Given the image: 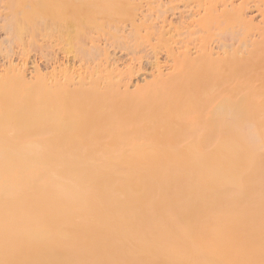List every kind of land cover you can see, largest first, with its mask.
<instances>
[{
  "label": "bare ground",
  "instance_id": "6f19581e",
  "mask_svg": "<svg viewBox=\"0 0 264 264\" xmlns=\"http://www.w3.org/2000/svg\"><path fill=\"white\" fill-rule=\"evenodd\" d=\"M165 2L168 72L0 76V264H264V0Z\"/></svg>",
  "mask_w": 264,
  "mask_h": 264
},
{
  "label": "rangeland",
  "instance_id": "374dc122",
  "mask_svg": "<svg viewBox=\"0 0 264 264\" xmlns=\"http://www.w3.org/2000/svg\"><path fill=\"white\" fill-rule=\"evenodd\" d=\"M159 1L157 2L158 4L156 3L159 6L156 7L153 6L155 5V3L153 5L149 4V6L145 0H0V71L2 72H0V76L2 77V75H4L3 77H5L8 75L7 77H11L10 72H6L10 71V66L12 68L13 65V67L17 66L18 70L20 69V72L22 71L21 69H24V74H27L28 77L31 74L34 77L36 76L33 75V70L35 68L40 69L41 74L43 71L44 74L42 75L44 76L46 74L48 76H51V74L55 75L58 74L57 72L60 73V71L64 72L66 68H68V70L73 72V74L75 75L97 72L95 76H99L100 73H105L103 72L105 70L109 72L105 73V75L109 76L110 73L114 74L113 71H116L114 75H118V70L120 69L122 74L125 71L131 74L130 75L129 73H124V76L128 77V75H130L128 77L130 79L128 83L129 85H135L136 83L141 84L144 80H150V76H152V74H155V72L158 73L160 67L162 69L161 71L168 72L169 68L172 66V61L169 60L171 62L168 63V59H166L167 49L165 50V48L168 47L167 43H169V45L175 49H178L180 47L178 46L179 38L176 37H178V33L181 32L180 25H183V20L185 21L187 19H177L178 16H175V14L172 13L173 11H175L176 13L178 11L177 9V11L169 10L164 15H157L156 12L159 13L160 10H163V8L164 10H166L169 7V4L165 2L167 0ZM66 3H68L67 5L69 6H66ZM71 4H74L75 6H73L76 12L75 14L73 13L74 10H72ZM162 4H164V6L160 7L162 6ZM165 5L167 6V8H165ZM150 7L151 9H148ZM158 7L162 9L159 10ZM181 7L182 5L180 6V8ZM81 8H83V12L81 11ZM154 9H156V11ZM141 11H143L144 13H147L148 11L150 12L147 13L149 15H151V12L154 11L155 13L152 12V14L154 13L153 15L156 14V16H160L156 17L157 19L154 16V18L157 20V22L155 20V24H158L160 26L165 25V29H163L162 31H168H165L164 33L161 31L159 33V31L161 30L160 27L156 25L155 28V24L152 25L151 21H153L154 23V18L152 20L150 19L149 22L151 24L147 22V20H149V16L148 18H145L147 20L146 22H143L142 25L137 24V29V26H131L130 24L133 23V20L135 21L140 18L139 14ZM245 11L246 12H244V14L246 15L247 19L253 18V23L259 22L258 20H260V15L255 10V8L252 7V5H250V8L248 7L247 9H245ZM135 14L139 16H136ZM73 15H76V17H74ZM73 17L74 19L76 18L75 22L74 20H71ZM152 17L150 16V18ZM228 19H230V21L232 22V24L231 22H229L231 24L230 32H236L233 31L236 30L234 29V27L238 30L241 29L240 31H244L242 30L244 24L242 25V23L239 22L241 24L238 23L237 26L235 25L238 20L235 18L236 23L233 22L234 16H229V18L223 19L222 21H220V27H216V25H214L211 27V29L213 28V31L211 29L209 30L211 32V34L209 35L211 37V40H209L212 41L211 45L213 47H217V45H220V41H222L224 38H227V35L229 36V34H227L225 37V33L223 37L222 33L224 32L221 33L219 31L220 29H217L223 28V30H225L224 28H226L227 30V28L230 27L228 25L229 23L226 22L227 27H224L223 25L225 22L223 21H229ZM160 22H163V24L161 25ZM165 23L168 25L166 26ZM238 25L240 26V29L238 28ZM140 26L142 29L139 28ZM175 26L177 29H172ZM214 27L216 31L218 30L220 33L215 32ZM252 28H254V26L248 29H245L244 27L246 31H244V33L241 32V34L238 31L239 33L237 32V35L240 34L238 35L239 38H237L235 35L236 33H234L235 37H230L232 39L228 37L229 40H223L224 44H228L231 46L226 47L228 48V51H230L229 49L232 48V50H235V52L238 53L242 49V39L243 42H246L256 33L254 31L255 28ZM199 30L200 29L198 28V31ZM253 31L255 33H252ZM210 32H208V34ZM205 33L206 32H204V34ZM214 33H218V35L215 34L213 36L212 34ZM158 34H163V36L160 37L158 36ZM196 34L195 36H197L198 38H203V33L202 35H199V32H197ZM206 35L203 36L206 37ZM219 35L222 36L221 40L218 39L221 38ZM231 35L232 34L230 33V36ZM212 36L214 37V39ZM193 38L196 37L191 38L190 41L192 45L191 43H189V45H191L190 49L195 50L194 47H192L194 46L195 42L194 40V42L192 41ZM161 39L163 40L161 41ZM236 39H238V42L236 41ZM225 41H230L232 45L236 43V45L234 44L236 48L234 47V45L232 46L231 43H226ZM93 44L95 45V47H97L96 45H98V49H95V47L93 48V46H91ZM99 45L101 49L99 48ZM218 51L219 54L223 53L222 49L221 52L220 50ZM155 58L158 59V62H156L157 60H155ZM154 61L159 68L157 67V65L155 66ZM34 65L37 67L34 68ZM106 68H108V70ZM113 68L117 70H114ZM100 70L103 71L101 72ZM3 72H5L6 74H3ZM52 72H55V74ZM47 75L46 77L48 78ZM105 75L100 74V76ZM33 78L31 80H33Z\"/></svg>",
  "mask_w": 264,
  "mask_h": 264
}]
</instances>
